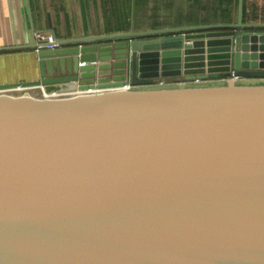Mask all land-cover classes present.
<instances>
[{"label":"water","instance_id":"1","mask_svg":"<svg viewBox=\"0 0 264 264\" xmlns=\"http://www.w3.org/2000/svg\"><path fill=\"white\" fill-rule=\"evenodd\" d=\"M244 8L0 46L40 66L0 83V264H264V21Z\"/></svg>","mask_w":264,"mask_h":264},{"label":"crops","instance_id":"2","mask_svg":"<svg viewBox=\"0 0 264 264\" xmlns=\"http://www.w3.org/2000/svg\"><path fill=\"white\" fill-rule=\"evenodd\" d=\"M197 1H200L201 5L207 3L204 0H144L139 5L138 1L132 0L131 27L149 29L212 23L198 21L197 16L208 19L210 10L207 6H202L200 10L201 5ZM210 1L213 4L214 0ZM113 12L112 1L109 0H31V8L28 0H0V46L32 42L38 31L51 34L55 31L59 37L117 32L108 28V22L114 16ZM227 65L218 64L222 67ZM39 77V58L35 48L0 51V83ZM239 80L263 81L242 78ZM180 81H183L181 76L166 75L161 77L155 86H175ZM224 81L225 79H211L198 84ZM34 91L40 92V88L35 87Z\"/></svg>","mask_w":264,"mask_h":264},{"label":"trees","instance_id":"3","mask_svg":"<svg viewBox=\"0 0 264 264\" xmlns=\"http://www.w3.org/2000/svg\"><path fill=\"white\" fill-rule=\"evenodd\" d=\"M113 5V19L109 20L108 28L117 31L128 30L131 27L132 0H109ZM138 1L141 4L144 0ZM200 4V1H197ZM216 7L211 6L208 19L197 16L198 21L205 22H232L238 18V0H214ZM108 3V1H107ZM201 9V6H199ZM245 21H264V0H245ZM212 16V18L210 17ZM211 18V19H210Z\"/></svg>","mask_w":264,"mask_h":264},{"label":"built area","instance_id":"4","mask_svg":"<svg viewBox=\"0 0 264 264\" xmlns=\"http://www.w3.org/2000/svg\"><path fill=\"white\" fill-rule=\"evenodd\" d=\"M35 37H36V39L38 41H41V42L45 41V40L51 41L50 43L47 44V47H49V48L57 47V46L60 45L59 43L55 42L56 40L53 37V34H51L49 32L38 31V32H36ZM37 87H39L40 89H43V85L37 86ZM131 87H134V86L132 84H125V85H119V86L104 88V90H109V89H129ZM19 89H22V88H17V89L15 88V89H11V90H19ZM23 89H27V88H23Z\"/></svg>","mask_w":264,"mask_h":264},{"label":"rangeland","instance_id":"5","mask_svg":"<svg viewBox=\"0 0 264 264\" xmlns=\"http://www.w3.org/2000/svg\"><path fill=\"white\" fill-rule=\"evenodd\" d=\"M204 1H207V3L202 4V5H201V9H202V6H203L204 8L207 6L208 10H210L209 7H211V5H212L211 1H210V0H204ZM212 2H213L214 7H216L217 3H215L214 1H212ZM201 9H200V10H201ZM250 82H257V81H250Z\"/></svg>","mask_w":264,"mask_h":264}]
</instances>
